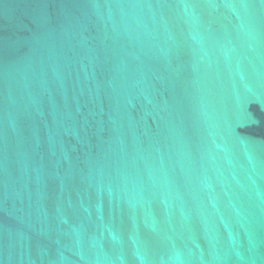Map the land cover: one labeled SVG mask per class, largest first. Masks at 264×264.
Wrapping results in <instances>:
<instances>
[{"label":"water","instance_id":"95a60500","mask_svg":"<svg viewBox=\"0 0 264 264\" xmlns=\"http://www.w3.org/2000/svg\"><path fill=\"white\" fill-rule=\"evenodd\" d=\"M0 264H264V0H0Z\"/></svg>","mask_w":264,"mask_h":264}]
</instances>
